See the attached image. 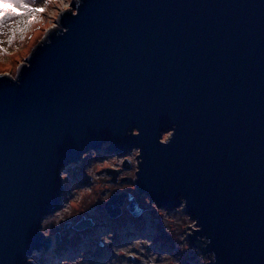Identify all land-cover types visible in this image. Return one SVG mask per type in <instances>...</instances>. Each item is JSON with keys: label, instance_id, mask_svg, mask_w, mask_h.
<instances>
[{"label": "water", "instance_id": "1", "mask_svg": "<svg viewBox=\"0 0 264 264\" xmlns=\"http://www.w3.org/2000/svg\"><path fill=\"white\" fill-rule=\"evenodd\" d=\"M57 24L18 67L19 87L0 74V264L61 244L39 232L66 201L61 171L133 148L137 192L170 211L187 201L202 229L191 246L215 264H264V0H83ZM126 199L140 216L127 192L105 213Z\"/></svg>", "mask_w": 264, "mask_h": 264}, {"label": "rangeland", "instance_id": "2", "mask_svg": "<svg viewBox=\"0 0 264 264\" xmlns=\"http://www.w3.org/2000/svg\"><path fill=\"white\" fill-rule=\"evenodd\" d=\"M26 3L39 8L43 5V0H35L34 3H31V0H26ZM0 7L13 11L7 5H0ZM15 11L19 12L21 10L16 9ZM58 11L59 8L56 5H51L42 13L17 15L5 20L4 26L0 28V74L8 73L12 77L16 75L18 67L24 63L33 47L44 38L49 29L53 28L52 24L58 25V19L52 15L53 12ZM90 153L91 151L88 158L81 159L78 165L73 164L74 167L64 169L69 176L68 181L64 182L67 188L63 197L67 198L59 210H61V214L65 216L67 222L59 228H53L50 236L54 240L56 233L60 234L61 244L55 247L59 257L55 256V259H58L50 261L45 259L44 254L35 251L38 253L37 264H61V261L65 260L72 262L79 258L81 253H83V261H78V264H111L112 260L113 264H144L145 261L150 259V256L155 257L156 264H174V258L177 257L180 258L181 264H200V260L201 264L210 262V260L205 259L209 255L190 244L189 250L184 252H180L176 248V245L183 247V238L190 231L188 228L190 227V221L183 216V214L188 215L186 212L183 214L180 211L176 212L178 207L171 211L157 206L152 209L150 205L144 203V198L147 196L137 192L136 182L134 186L128 185L133 182L127 179H134L135 177L134 171L124 172V170H131L130 165L122 167L117 163L116 167L120 169L117 182L110 183V176L106 170L113 169L112 162L109 161L106 164L104 160L110 159L113 155H118L109 154L101 158L97 156L93 160ZM127 154H130V152ZM92 163H94L91 166L92 172L85 175V168ZM122 179L124 181H121ZM122 192H127L135 197L138 206L143 209L139 217L135 218L127 210V199L119 217L112 219L107 216L104 210L105 203L103 202H107L111 197V193L119 194ZM83 217L90 219L93 225L81 231L74 230L73 226ZM54 222L50 223L49 227H52ZM134 225L141 229V234L148 230L150 236L145 237L143 234L141 236L135 233L132 236L134 231L139 232ZM109 233L113 234V239L110 238L112 242L110 245H103L101 237ZM152 235L154 236L152 237ZM89 238H93L89 242L92 243L89 249H94L91 251L88 250V246H84ZM135 239L151 240L152 247L143 252L134 247L131 249L126 248V245ZM160 240L165 242L164 247L167 246L168 248L163 247V250H158L156 242ZM186 242L189 243L188 240ZM70 246H72V249H76L73 259L66 257ZM113 247L115 248L112 252Z\"/></svg>", "mask_w": 264, "mask_h": 264}, {"label": "clouds", "instance_id": "3", "mask_svg": "<svg viewBox=\"0 0 264 264\" xmlns=\"http://www.w3.org/2000/svg\"><path fill=\"white\" fill-rule=\"evenodd\" d=\"M82 4H83V0H43V5L41 7L46 9L51 5H56L59 8V11L52 13L53 17L56 19H59L60 16H62L64 13H68V12H70L71 16L73 18H75L78 16V10L82 6ZM73 5L75 7H73ZM52 27L56 28L57 25L52 24ZM58 32L60 35H63L67 32V29H63L60 26V30ZM47 43L50 44L51 41L48 40ZM28 67H30V66H28ZM28 67H26V68H28ZM10 82L16 84L18 87L20 86V81L17 77H13L10 80ZM175 133H176V126L173 125L170 130L161 134V137L158 140L159 145L162 147H167L171 143V141L174 139ZM127 134L134 137V138H138L140 136L139 130H136V129L131 130ZM104 146L108 147V144H105ZM90 154H91V157L93 158V160H95V158L97 157L96 151L91 150ZM88 155H89V153L83 154L81 159L82 160L87 159ZM141 157H142V150L140 148H133L131 150L130 154H127L123 157L113 155L110 159H105L104 161L106 164H107V162L111 161L112 166H113V170L117 171V172L120 169L118 167H116V164L118 163L119 165H121L123 167L125 165V161H127V164L130 165L131 170H124V172H126V173H130L133 171L135 172L134 179H127V180H130L133 182L132 184H128V185L134 186V183L138 180V173L140 170L139 165L142 163V159H140ZM93 164L94 163H92L89 167L85 168V170H84L85 175H88L92 172L91 166ZM67 167L71 168V167H74V165H69ZM59 179L61 182H67L69 179L68 172L66 170L61 171ZM112 194L113 193H111V196H112ZM103 203H107V202H103ZM144 203L146 205H150L152 209L154 206H157L148 197L144 198ZM186 207H187V201L184 200L183 198H181L180 206L176 209V212L180 211L183 214ZM88 210H90V209H88ZM183 216H185L189 219L191 230L189 232H187L185 237L183 238V240H184L183 247L176 245L177 250L180 252H184V251L189 250V247H190L189 243L186 242L187 236H192V235L197 234V233L202 231V229L200 227H198V221L193 220L189 215L183 214ZM53 221H55L53 226L49 227V224L52 223ZM66 222L67 221L65 220V216L61 214V210H58L54 214L46 216L45 218H43L41 220L39 232L44 238H46V239L50 238L52 229L53 228H59L63 223H66ZM110 238L113 239L112 233H109L108 235L102 236L101 240L103 242V245H110L112 242V239H110ZM198 239H200L202 245L205 247H207L211 243L210 240L203 238V237H198ZM133 247L140 250L141 252H143V251L147 250L148 248L152 247V241L147 240V239H135L130 244L126 245V248H128V249H131ZM114 248L115 247L112 248V252H113ZM132 255H134V254H132ZM37 256H38V253L33 252L31 256L27 257L26 264H37V261H36ZM171 257L174 258L173 256H171ZM201 257H203V256H201ZM203 258H205V257H203ZM205 259L210 260V264H215L216 258H215L214 254L209 256L208 258H205ZM81 260L83 261V253H81V256L79 258H77L75 261L69 262V261L65 260V261H61V264H78V261H81ZM111 264H113V260L111 261ZM144 264H156L155 257L150 256V259L145 261ZM174 264H181L180 258H178V257L174 258ZM200 264H201V260H200Z\"/></svg>", "mask_w": 264, "mask_h": 264}, {"label": "snow or ice", "instance_id": "4", "mask_svg": "<svg viewBox=\"0 0 264 264\" xmlns=\"http://www.w3.org/2000/svg\"><path fill=\"white\" fill-rule=\"evenodd\" d=\"M35 0H31L34 3ZM0 5H7L13 11H8L5 7H0V28L4 26L5 20L17 16V15H32L35 13H42L45 11L42 7H32L30 3H26V0H0ZM16 9L21 11L17 12Z\"/></svg>", "mask_w": 264, "mask_h": 264}, {"label": "bare ground", "instance_id": "5", "mask_svg": "<svg viewBox=\"0 0 264 264\" xmlns=\"http://www.w3.org/2000/svg\"><path fill=\"white\" fill-rule=\"evenodd\" d=\"M108 216V215H107ZM139 217V216H138ZM110 218V217H109ZM136 218V217H135ZM136 228L135 229H138L139 230V232L138 231H134L133 233H132V236H133V234L135 233L136 235H141L142 236V234L145 236V237H149L150 235H149V233H148V230H145L142 234L140 233V231H141V229H139V227L138 226H136V225H134ZM142 227V226H141ZM138 233H140V234H138ZM154 235H152V237H153ZM91 239H93V238H89V241L84 245V246H88V250H94L93 248H91V249H89L91 246H92V243H89L90 241H91ZM117 240V239H116ZM166 243L165 242H162L161 240L160 241H157L156 242V245L158 246V250H163V247H164V245H165ZM56 246H58V245H55V246H53V248H51V249H49L48 251L47 250H42L41 251V254H44V257H45V259H47V260H50V261H56V259H58V258H56L55 259V256H57V257H59L58 256V252L57 251H55V247ZM73 247H75V246H73ZM164 248H168L167 246L166 247H164ZM59 249V248H58ZM76 250V249H75ZM75 250L74 249H72V246H70L69 247V249H68V255L66 256V257H68V259L70 258H72L73 259V257H74V253H75ZM40 254V255H41ZM92 261V260H91Z\"/></svg>", "mask_w": 264, "mask_h": 264}, {"label": "built area", "instance_id": "6", "mask_svg": "<svg viewBox=\"0 0 264 264\" xmlns=\"http://www.w3.org/2000/svg\"><path fill=\"white\" fill-rule=\"evenodd\" d=\"M184 212H186L189 215V213L187 212L186 208H185V211ZM53 246H55V244H53ZM53 246H52V248H53Z\"/></svg>", "mask_w": 264, "mask_h": 264}, {"label": "flooded vegetation", "instance_id": "7", "mask_svg": "<svg viewBox=\"0 0 264 264\" xmlns=\"http://www.w3.org/2000/svg\"><path fill=\"white\" fill-rule=\"evenodd\" d=\"M118 174H119V171H118ZM117 178H118V175H117Z\"/></svg>", "mask_w": 264, "mask_h": 264}]
</instances>
